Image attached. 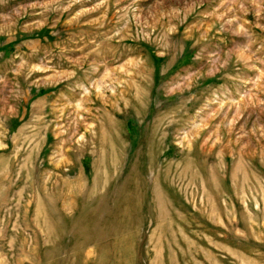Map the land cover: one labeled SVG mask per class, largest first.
<instances>
[{"label":"rangeland","instance_id":"obj_1","mask_svg":"<svg viewBox=\"0 0 264 264\" xmlns=\"http://www.w3.org/2000/svg\"><path fill=\"white\" fill-rule=\"evenodd\" d=\"M0 264H264V0H0Z\"/></svg>","mask_w":264,"mask_h":264}]
</instances>
